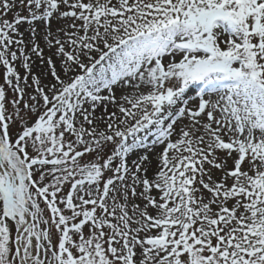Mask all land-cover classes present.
<instances>
[{"label": "snow or ice", "instance_id": "snow-or-ice-1", "mask_svg": "<svg viewBox=\"0 0 264 264\" xmlns=\"http://www.w3.org/2000/svg\"><path fill=\"white\" fill-rule=\"evenodd\" d=\"M20 4L13 23L16 0H0L18 94L9 115L0 86V264H264V0ZM25 20L47 25L51 52L31 103L13 62L31 75L25 49L45 58Z\"/></svg>", "mask_w": 264, "mask_h": 264}, {"label": "rangeland", "instance_id": "rangeland-1", "mask_svg": "<svg viewBox=\"0 0 264 264\" xmlns=\"http://www.w3.org/2000/svg\"><path fill=\"white\" fill-rule=\"evenodd\" d=\"M25 5H26V0H25ZM17 14H19L21 16H25V17H27L29 15L27 7L21 6L20 0H16L15 8L13 9L12 12L8 13V15L5 18L8 19L10 22L14 23L15 16ZM65 25H66V21H64V20H59V21H57L55 19L51 20V30L54 33H57L58 29L61 27H65ZM32 27L36 28L37 43L43 49V55L45 58V62L43 64L46 65L45 70L42 73L28 75L24 72L22 59H18L17 61L13 62V66L16 68L17 73L21 76V85L23 86V78L25 76H27L28 84L31 85V87L25 88L26 95L24 96V100L28 101L29 103H31L30 97L32 95L36 94L35 93L36 85L32 84L31 76L32 75L37 76L41 81V85L47 84L49 82V80L52 79V77L49 75V69H48V65L46 63L47 58L51 55V52L47 47V42L43 40V36L48 31L47 25L41 21H33L32 25H29L27 20H25L18 27V31L20 33H22V36L20 38L23 39L25 41V43H27L32 36L31 30H30ZM30 47H31V45H29L28 48L25 49L26 54L30 55V57H31L30 64H32L34 61H36L37 64L38 63L41 64L40 59L37 58L34 54H31ZM14 50H16V49L14 48ZM18 56H19V52H18ZM52 59L54 60V62L56 64L57 71H60V61L55 56H52ZM4 72H5V68L2 65H0V86H3L5 89L6 101H7L6 109H7L8 114L11 115L15 111V107H17V106L13 105V100L18 98V94L14 93L12 88L6 84V82L4 80ZM103 94H107V93L105 92ZM127 94H131V93H127ZM18 107L22 108V104L19 105ZM38 114L39 113H36V114L26 113V119H28V123L30 124L32 121H34L37 118ZM22 127H23L22 123L12 124L10 126V131H11V134L13 136V139L16 138L17 134L19 133V131H21ZM137 135L143 137L145 135V133L141 132V133H138ZM152 139H154V138H149L147 143L151 144ZM158 150H160V147L156 148V151H158ZM134 151L142 152L143 150L142 149H136ZM106 155H107V153H106ZM131 158H133V156H131V154H130V159ZM92 159H93L92 155H86L83 158V162H87V161L92 160ZM228 166H229V168H231L233 166V162L231 160L228 161ZM245 167H246V165H245ZM213 173H214V178H216V179H220V177L223 175L220 171L215 170V169L213 170ZM151 177L152 176H150L149 178H151ZM66 191H67V187L65 188V192ZM41 206L44 207L42 201H41ZM65 214H69V213H65ZM45 215L48 216L49 214L46 212ZM10 225H11V222H10ZM15 234H16L15 229H14V227H12L11 228V235H12L13 241L15 238ZM13 248H14V244H13Z\"/></svg>", "mask_w": 264, "mask_h": 264}, {"label": "bare ground", "instance_id": "bare-ground-1", "mask_svg": "<svg viewBox=\"0 0 264 264\" xmlns=\"http://www.w3.org/2000/svg\"><path fill=\"white\" fill-rule=\"evenodd\" d=\"M45 68H46V65H44L43 63L37 64L36 61H34L32 64H30L31 74L42 73L45 70ZM24 72L29 75L28 70L24 69ZM201 87H203V85H191L190 90H189V95L194 96L195 92L199 91ZM194 89H195V91H194ZM117 95L119 96V93H117ZM108 110L114 111L115 109L112 108L111 105H109ZM103 112H104L103 107L102 106L98 107L95 115L97 117H99ZM101 127H103V126L101 125ZM158 151H160V150H158ZM148 155L151 159V164L149 165V172H148V176L150 177V176H153V174L157 171V161H156V157H155L154 153H148ZM134 158L135 157H133L131 159H134ZM131 159L129 160V163H131Z\"/></svg>", "mask_w": 264, "mask_h": 264}]
</instances>
